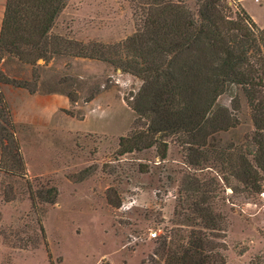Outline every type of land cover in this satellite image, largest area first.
<instances>
[{
    "label": "rangeland",
    "instance_id": "rangeland-1",
    "mask_svg": "<svg viewBox=\"0 0 264 264\" xmlns=\"http://www.w3.org/2000/svg\"><path fill=\"white\" fill-rule=\"evenodd\" d=\"M152 1L68 0L51 33L115 45L137 33ZM181 1L198 10L197 0ZM227 1L234 16L242 12L239 0ZM2 68L71 105L50 125L14 121L27 175L0 170V264H148L161 236L191 229L187 207L203 195L220 217L224 230L206 232L220 236L226 264H264V181L241 175L245 156L264 177V121L241 87L219 98L234 125L209 139L215 152L196 164L177 136L166 138V156L162 145L120 154V138L144 125L128 102L142 80L110 62L65 52L29 64L7 55ZM48 185L57 201L33 206L28 187Z\"/></svg>",
    "mask_w": 264,
    "mask_h": 264
},
{
    "label": "trees",
    "instance_id": "trees-1",
    "mask_svg": "<svg viewBox=\"0 0 264 264\" xmlns=\"http://www.w3.org/2000/svg\"><path fill=\"white\" fill-rule=\"evenodd\" d=\"M67 1L6 2L0 33V170L22 178L27 175L2 86L12 84L37 92L3 70L7 55L37 64L53 54L69 52L102 59L140 78L142 85L128 102L144 125L120 138L121 155L162 145V156H166V138L177 136L196 153L194 163L207 161L216 150L209 139L234 125L230 109L218 103L234 87L242 88L251 106L263 115L259 121H264V29L242 6V12L234 16L227 0H197L198 10L181 0H155L143 11L137 33L124 42L103 45L65 40L51 33ZM242 159L241 175L250 182L264 181L249 159ZM257 160L264 169V158ZM28 189L33 206L38 200L55 203L59 196L54 185ZM4 196L11 200L6 192ZM206 200L203 195L187 207L193 214L186 217L191 229L161 236L148 264L227 263L220 236L206 232L224 230Z\"/></svg>",
    "mask_w": 264,
    "mask_h": 264
},
{
    "label": "crops",
    "instance_id": "crops-1",
    "mask_svg": "<svg viewBox=\"0 0 264 264\" xmlns=\"http://www.w3.org/2000/svg\"><path fill=\"white\" fill-rule=\"evenodd\" d=\"M4 2L1 0V5ZM242 8L251 16L253 21L264 29V0H240ZM2 16L5 13L6 3L1 7ZM1 14V13H0ZM1 17V16H0ZM0 18V33L2 28ZM5 98L13 112L15 122L25 125L43 126L53 122V116L61 108H68L71 102L67 96L57 93H31L25 88L5 84L2 86Z\"/></svg>",
    "mask_w": 264,
    "mask_h": 264
},
{
    "label": "built area",
    "instance_id": "built-area-1",
    "mask_svg": "<svg viewBox=\"0 0 264 264\" xmlns=\"http://www.w3.org/2000/svg\"><path fill=\"white\" fill-rule=\"evenodd\" d=\"M240 1V0H239ZM256 1H259V0H256ZM261 195L264 197V191L261 193ZM151 236L152 237H157L158 236V231H154L151 233Z\"/></svg>",
    "mask_w": 264,
    "mask_h": 264
}]
</instances>
